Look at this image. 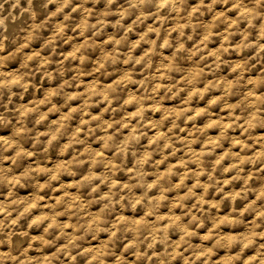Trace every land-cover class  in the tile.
<instances>
[{"label":"clouds","instance_id":"clouds-1","mask_svg":"<svg viewBox=\"0 0 264 264\" xmlns=\"http://www.w3.org/2000/svg\"><path fill=\"white\" fill-rule=\"evenodd\" d=\"M4 2L11 3L14 12L21 8L22 0ZM126 2V7L121 5L113 11L117 0H105L107 7L97 14L95 23H90L95 8L86 5L98 4L99 0H81L71 7L43 46L51 48V55H42L43 49L27 55L24 68L39 60L38 67L29 72L3 71L8 57H0V99L4 90L9 93L5 111L0 112V124L12 123L7 113L12 111L14 88L27 93L39 81H49L42 99L21 97L25 102L15 108L19 114L16 124L20 126L11 135L0 132V185L7 188V202H0V236L4 237L0 248L8 246V251H0V264H109L108 258H113L111 264H264V185L252 187L257 174L264 172V0H198L190 8L189 0ZM32 3L28 0L29 7L21 8V14L29 12ZM52 4L58 5L55 12L43 23L32 25L27 42L18 52L29 48L37 33L47 30L48 22L64 13L73 0H47L45 7ZM217 5L225 10L217 11ZM149 7L154 11H145ZM77 12L83 18L72 32L84 37L83 43L61 52L62 58L54 62L58 40L63 39L67 21ZM208 13L214 14L207 22L197 19V14L207 17ZM112 16L119 19L111 23L108 17ZM7 19L0 16V29L4 31ZM129 19L131 22L125 25ZM257 20L261 21L258 26ZM110 23L112 28L122 29L123 35L119 39L108 36L103 44L113 47L107 50L94 38ZM141 25L146 27L137 31ZM220 25L227 27L215 31ZM197 28L204 32L189 48L186 41H193ZM90 29L94 30L92 37H87ZM188 29L192 34L185 40ZM251 29H256L254 39H250ZM129 33L139 38L130 41ZM153 35L155 39L150 38ZM214 36L221 37V44L210 50ZM234 36L241 37L236 44L231 42ZM76 38L69 36L65 43ZM125 44L127 51H121ZM141 45L150 47L137 54ZM96 47L101 48V54L93 61L91 71L85 72L87 50ZM173 47L171 55L164 54V49ZM3 50L4 42L0 41ZM247 50H254L247 60L214 75L229 63L224 54L235 52L239 57ZM185 52L199 59L194 65H184L189 70L181 73L177 59ZM154 55L162 56L155 67ZM69 61H79V66L72 69L75 75L51 86L57 72L65 77L64 66ZM54 63L56 70H49ZM116 65L131 67L110 80L97 75L118 72ZM33 73L38 77L37 84L32 82ZM232 73L239 75L226 79ZM93 76L95 79L85 82V77ZM237 88L243 94L229 102ZM55 97L63 99L59 107ZM205 97L206 105L201 106ZM221 101L223 106L216 111ZM33 116L35 128L27 124ZM202 117H207L204 123H196ZM46 121V129L41 130ZM214 129L219 133L213 134ZM25 137L32 140L30 148L23 143ZM57 142L59 154L67 158L53 164L56 157H50L42 164L37 157L48 153ZM13 150V155H7ZM209 157L213 158L210 167ZM22 159L32 163L21 170L16 166ZM225 161L229 163L225 165ZM6 162L11 166L4 167ZM245 165L253 168L247 175ZM121 173L124 180L117 178ZM44 176L46 180L38 179ZM72 177L75 179H69ZM26 181H33L37 191L32 193L28 188L27 195L13 198L18 186L27 187ZM240 181L243 187L239 190L232 187L226 191ZM46 189L50 191L44 194ZM198 189L203 192L198 193ZM190 201L194 203L189 206ZM225 201L230 202V211L221 214ZM237 201L246 203L237 209ZM204 217L211 220L207 228ZM22 221L26 228L20 229ZM235 225L244 227L231 231L230 226ZM173 230L178 239L170 235ZM128 233L132 239H127ZM17 236L28 238L18 254L13 250ZM194 237L198 239L194 241ZM158 245L162 250H157ZM236 245L239 248L233 251Z\"/></svg>","mask_w":264,"mask_h":264},{"label":"rangeland","instance_id":"rangeland-1","mask_svg":"<svg viewBox=\"0 0 264 264\" xmlns=\"http://www.w3.org/2000/svg\"><path fill=\"white\" fill-rule=\"evenodd\" d=\"M0 2L4 5V8H5V9L3 8V12L2 11L0 12L1 13L0 16L7 17V14L9 15V17H8V19L6 21L7 31H4V30L0 29L1 30L0 32H3V34L0 33V36L2 35V37H0V41L4 42V50L0 51V57H5V56L8 57V59L4 61L5 67L2 70L5 71V72H7V71H18L20 74H23L25 72H29L30 69L37 68L38 64H39V60H34L31 63V65L29 66V68L22 67L27 55H30L34 51H41V49H43V51L41 52L42 55H51V52H52L51 48H44L43 47L45 42L55 32V25L57 23L63 22L64 15H66L69 12H71V7H75L77 4H79L81 2V0H73V4L68 9H65L64 13H61L60 15L56 16L55 18H53L52 20H50L48 22V24L46 25V29L47 30H42L40 33H37L36 38L31 42L29 48L24 49L23 51H19V52L17 50L20 49L21 46L24 43L27 42L26 41V37L28 36V33L32 30V25L33 24H40V23H43L45 20H47L49 15L52 12H55V10L58 7V5L52 4L49 7H45V5L47 4V0H33V4L31 6L30 11L21 14V12H20L21 8H28L29 7L28 0H22L21 8L15 9L14 12H13L11 3H5L4 4V1H2V0H0ZM197 2H198V0H189V4H188L187 7L190 8L191 6H194ZM206 2L210 3L211 0H206ZM245 2L248 3V2H250V0H245ZM121 5L126 7L127 6L126 0H117V3L112 5V10L115 11ZM86 6L89 7V8H95V12L93 13V16H92V19H91L90 23H95L96 22V18H97V14L99 12L103 11L107 7V5L105 3V0H99L98 4L94 5V4L90 3V4L86 5ZM216 10L217 11H221V10H225V9L223 8L222 5H217ZM261 10L264 11V6H262ZM145 11L150 12V11H154V9L149 7V8H146ZM205 11L207 12V10H205ZM33 12L35 13L34 16L32 15ZM9 13L13 14V16L15 15L16 16L15 19H13L12 15H10ZM163 14L166 15L167 14V10H165V13H163ZM213 14L214 13H208L207 17H199V14H197V19L199 21L207 22L208 20L211 19V16ZM18 15H19V17L21 15L22 16L19 18ZM172 15L174 16L175 13H173ZM229 15H232L233 18H234V14L230 13ZM31 16L34 17V19ZM29 17L32 18V19H30ZM82 18H83L82 17V13L81 12H77V13H73L72 14V18L69 21H67L68 27H67L66 33H65L63 39H59L58 43H57V55L53 57L54 62L57 61L58 59L62 58L59 55L61 52L71 51L72 48L76 44L83 43L84 37H79V33H73L72 32V29L76 27V25L80 22V20ZM132 18H134V17H132ZM118 19H119L118 16L108 17V20L111 23H115V21L118 20ZM30 20H32L33 22H31ZM130 22H131V19L126 20L125 21V25H127ZM151 22H152L151 20L148 21V23H151ZM111 23H110L109 27L106 28L103 33H101L100 36L94 38L98 45L106 47L107 50H111V48L113 47L110 44L106 45V46L103 44V41L105 39H107L108 36L115 35L116 38L119 39L123 35V30L122 29L112 28L111 27ZM170 23H174V21H172L171 18H170ZM260 23H261V21H259V20L256 21L257 26ZM24 25H26V26L24 27ZM168 26L169 25H165V27H168ZM21 27H23V28H21ZM145 27H146V25H141L140 28L137 29V31H140V30H142ZM225 27H227V26L226 25H220L215 31H222ZM240 27L244 28V27H246V25H241ZM93 31L94 30L90 29L86 33V36L87 37H92ZM250 31L253 33V35L250 37V39H254L255 36L257 35L256 29H251ZM203 32H204L203 28H197L193 41H186L187 42V46L189 48H191L193 43L197 39H199L200 36H202ZM190 34H192V30L188 29L187 32H186L185 40H186L187 35H190ZM4 35H6V36H4ZM178 35H179L178 33L173 35V44H174V46H175V39H176V37ZM69 36L78 37V38L72 39L70 42L65 43V41H68ZM4 37H7L6 41H4ZM1 38H3V39H1ZM138 38L139 37L137 35H135L134 33H129V40L130 41L134 40V39H138ZM150 38L155 39V36L153 35ZM240 39H241L240 36H234V37H232L231 42H232V44H236V43L239 42ZM162 40H163V34L161 36V42H162ZM220 44H221V37L214 36L212 42L209 44V49L211 50L214 46L215 47H219ZM147 47H150V46L149 45H141V48L137 49V54H140ZM127 48H128L127 44L122 45L121 46V51H127ZM160 51L161 50H160L159 45H158L157 46V53H159ZM173 51H174V47L172 49H164L163 50L164 54H167V55H171V53ZM252 51H254V50H247V51H245L243 53V55H241L239 57H237L235 52H230L228 54H224V58L226 60H228L229 63L227 65H224L219 70V72L214 73V75L219 76L221 73H223L226 70L230 69V67L235 62H239L241 60H247L249 55H250V53ZM86 54L89 56V61L85 63V65L83 66V70L85 72H89L95 66L93 64V61L95 59H97L99 57V55L101 54V48L100 47L89 48L87 50ZM196 59H199V58L198 57L197 58H190L188 53H186V52L185 53H181L179 55L178 59H177V65L179 66L180 72L181 73H186L189 69L184 67V65H194ZM160 60H162V56H160V55H154L153 56L154 67L157 64V62L160 61ZM209 62L210 61H205L204 63H209ZM251 63H255V61H251ZM77 66H79V61H75V62L69 61L64 66V68H65V77H61L59 75V72H57L56 80L52 82L51 86H56L59 82L62 81V79L71 78L72 75H75V72H73L72 69L77 67ZM114 67L119 69V71L118 72H113L112 75H107V76L101 75V74H97V75H99L102 80H104V79L110 80V79L113 78L114 75H118V74L122 73V71L126 70V68H130L131 65H128V66L116 65ZM49 70H54L55 71L56 70V64L54 63L53 65H50L49 66ZM253 71L255 72V69ZM40 75H42V73ZM173 75H176V74L174 73ZM236 75H239V73H232L231 75L227 76L226 79H232ZM90 79H95V76H93V77H85V82L86 83L89 82ZM32 82H33V84H37V82H38V77L36 76L35 73H33ZM48 84H49V81H47V80L39 81L38 86L30 89L27 93H25L22 88H19V87L14 88L13 91L16 92V96L13 99L12 105H10V107L12 108V111L7 113V118L10 119L12 121V123L11 124H0V132H8V134L11 135V133L15 129V127L20 126V125L16 124V120H17L19 114L17 112H15V108L17 106H19L20 104L25 102L23 99H21V97L23 96V97H25V99H27V98L28 99H42L43 95H44V92H45V87L44 86L48 85ZM261 88H262V90H264V85H262ZM71 90H74V89H71ZM82 90L83 89H81V91ZM222 90H223V86H221V91ZM233 92H234V95H233V97L229 98V102H231L233 99L239 98V96L243 94L242 90L239 89V88L234 89ZM217 94H219V93H211V95H217ZM184 95L185 94H181L182 97ZM8 96H9V93L7 92V90H4L3 99H0V112H4L5 111L4 104L7 103ZM177 99H180V98H177ZM207 99H208V97H205V100H204V102L202 103L201 106L206 105ZM197 100H198V98H196V100H194V105H195ZM54 103H57V105L59 107L63 103V99L61 97H55L54 98ZM73 103H76V102H73ZM166 103H170V102L166 101ZM223 103H224V101H221L219 105L215 106V110L218 111L219 108L223 106ZM48 107H50V105ZM44 110H46V109H44ZM95 111L96 110L93 109L94 113H95ZM220 114L221 115H226V113H220ZM55 115L58 116L59 113H56ZM119 115L120 114L117 113V117ZM206 119H207V117H202L196 123H199V124L202 125ZM34 121H35V117L34 116L33 117H29L28 121H27L28 126L31 127V128H35ZM48 123H49V121H46L45 124L40 126V129L41 130L46 129V126H47ZM169 123H170V121H169ZM212 133L213 134H218L219 133V129L212 130ZM34 134H35V132L32 133V135H34ZM44 139H46V138H44ZM62 139H64V138H62ZM23 143H24L26 148H30L32 140H31L30 137H25ZM225 143H227V142H225ZM58 144H59V142H57V144H54L52 146V149L48 153H44L42 157L38 156L37 159H39L42 164H46L48 158L56 157L55 159L52 160V163L54 164V163H57L58 160H60V159L67 158L66 156H62V155L59 154ZM33 150H35V149H33ZM14 151L15 150H13V152L7 153V155H9V156L13 155ZM218 151L222 152V149L218 150ZM237 151H238V149H237ZM70 154H71V150H69L68 155H70ZM211 159H213V158H211V157L206 158V160L209 161V164L207 165L209 167H210ZM27 163H32V161H25V160L22 159L21 161H18L16 167L20 168L22 170V166L26 165ZM228 163H229V161H225V165H227ZM3 166L4 167H9V166H11V164H10V162H6ZM259 166H260V164L258 163L256 165V167L258 168ZM84 167H87V166H84ZM190 167L194 168L195 166H190ZM99 170L100 169H98V171ZM250 170H253L252 165H245V175H247V173ZM80 171H81V169H77V172H80ZM231 175H234V173H230L229 174V176H231ZM218 176H220L219 172H218ZM117 178L121 179V180L125 179L123 173H121V175L119 177H117ZM221 178H223V177H221ZM38 179L43 181V180H46L47 177L46 176L38 177ZM69 179H75V177H72V178H69ZM150 179H152V178H150ZM176 179L177 178H175V177L173 178L174 181ZM203 179L206 180L207 178L204 177ZM62 180H63V178H62ZM25 183H26L27 187L19 188V186H18L17 190H16V194H15V196L13 198H21L20 195H27L29 193V191H30L29 189H31L32 193H35L37 191V189L33 187V181H26ZM261 185H264V172L258 173L257 177L254 178V180L252 182V187H259ZM232 187H235L237 190H239V188L243 187V181H240L238 183H234L228 189H226V191L231 190ZM6 191H7V188H5L3 185H0V202H7L5 200V198H4V193H6ZM48 191H50V190L46 189L44 194H46ZM71 191L75 192L76 190L72 189ZM85 191H87V190H85ZM137 191L139 192L141 190L138 189ZM214 191L215 190L213 189L209 193V198L212 197ZM202 192H203V189H198V193H202ZM81 194L84 195L85 193H81ZM57 195H58V193H57ZM219 198L220 197H216V199H219ZM252 198H254V197H252ZM188 203H189V206H190L191 203H194V201H190ZM243 203H246V201H244V202L237 201L236 202L237 209H239L242 206ZM262 203H264V202H262ZM165 207H167V204L165 205ZM230 207H231L230 206V202L229 201H225L224 205H223V208L221 209V212H222L221 214H227L228 211H230ZM213 214L214 215L216 214V210L215 209H213ZM233 215H238V213H233ZM0 219H3V217H0ZM64 219H67V218L65 217ZM149 219H151V218H149ZM204 219H205V225H206V228H207L208 226H210L211 220L208 217H204ZM73 222H75V221H73ZM226 227H228V226H226ZM230 227H232V229H230L231 231H235V230H241L244 226L243 225H235V226H230ZM23 228H26V224L22 221L21 225H20V229H23ZM206 228H205V230H206ZM54 234H55V230H54ZM54 234L50 238H54ZM101 235H102V237L105 236V234H101ZM123 235L124 234L122 233L121 236L123 237ZM170 235L173 237V239H178V234L175 233V230H173V232H171ZM3 238H4L3 236H0V239H3ZM27 239H28L27 237H20V236L15 237V240L13 242L14 243V249H13L14 252H16L18 254V252L23 248V246L26 245ZM127 239H132V234L131 233L127 234ZM192 239L195 241V240L198 239V237H194ZM62 242L63 241H61L60 243H62ZM80 243L84 244V243H86V241H81ZM37 247H39V245H37ZM238 248H239V245H236L233 248V251L237 250ZM53 250L54 249H45L46 252H51ZM157 250H162L160 245L157 246ZM0 251H8V246L5 245L3 248H0ZM129 251L131 252L132 250H129ZM217 251H221V250L218 249ZM223 251H227V249H224ZM31 253L33 255H38V253H35V252H31ZM31 253H30V255H31ZM84 259L85 258H80L81 261H83ZM108 259H109V264H111V260L113 258H108ZM140 264H144V262L141 261ZM153 264H155V262H153ZM237 264H239V262H237Z\"/></svg>","mask_w":264,"mask_h":264},{"label":"bare ground","instance_id":"bare-ground-1","mask_svg":"<svg viewBox=\"0 0 264 264\" xmlns=\"http://www.w3.org/2000/svg\"><path fill=\"white\" fill-rule=\"evenodd\" d=\"M2 1H4V0H2ZM1 3V2H0ZM2 4V3H1ZM4 4H5V2H4ZM33 4V3H32ZM3 8H4V5H3ZM5 9V8H4ZM12 11V10H11ZM1 12V11H0ZM2 12H3V10H2ZM21 12V11H20ZM8 13V12H7ZM13 13V12H12ZM1 14V13H0ZM10 14V13H9ZM14 14V13H13ZM13 14H12V17H13ZM20 14V13H19ZM3 15V14H2ZM22 16V15H21ZM20 16V17H21ZM7 17H9V15L7 14ZM14 17H16L15 15H14ZM18 17H19V15H18ZM19 17V18H20ZM32 17V16H31ZM30 18V17H29ZM33 19H34V17H32ZM32 18H30V19H32ZM31 22H33L32 20H30ZM38 21V20H37ZM36 21V22H37ZM35 22V21H34ZM31 24V23H30ZM26 25H24V27H25ZM31 27V26H30ZM19 28V27H18ZM21 28H23V27H21ZM3 30V29H2ZM1 31V30H0ZM0 33H2L3 34V32H0ZM4 36H6V35H4ZM0 37H2V35L0 36ZM51 38V37H50ZM1 39H3V38H1ZM246 57V56H245ZM247 58V57H246ZM30 254V253H29ZM31 255H33L32 253H31Z\"/></svg>","mask_w":264,"mask_h":264}]
</instances>
